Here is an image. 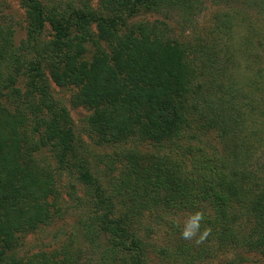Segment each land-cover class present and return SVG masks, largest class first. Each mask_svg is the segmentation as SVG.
I'll list each match as a JSON object with an SVG mask.
<instances>
[{"label":"trees","instance_id":"obj_1","mask_svg":"<svg viewBox=\"0 0 264 264\" xmlns=\"http://www.w3.org/2000/svg\"><path fill=\"white\" fill-rule=\"evenodd\" d=\"M20 1L28 23L20 45L0 16V264H94L70 244L19 252L22 235L65 215L49 201L58 196L53 178L33 159L44 149L61 175L78 173L76 238L98 264H264V33L245 47L256 71L237 82L212 46L181 42L163 21H135L163 10L192 15L203 0ZM218 1L252 2L264 15V0ZM218 18L219 33H230L234 13ZM51 83L75 89L72 106L88 109L100 144L125 149L117 177L100 180L80 157ZM211 131L218 147L203 142ZM197 211L201 232L210 229L199 245L181 236Z\"/></svg>","mask_w":264,"mask_h":264},{"label":"rangeland","instance_id":"obj_2","mask_svg":"<svg viewBox=\"0 0 264 264\" xmlns=\"http://www.w3.org/2000/svg\"><path fill=\"white\" fill-rule=\"evenodd\" d=\"M42 1L50 7L55 4L66 7L67 4L72 2L77 3L79 0ZM229 10L234 13L230 33H219V29H217L220 23L218 16L220 14L226 15ZM0 13L1 20L14 31L15 45H20L21 41L26 38L28 26L21 1L2 0ZM262 14H260L259 9L254 7L252 2L225 6L218 0H203V6L192 15L181 14L177 10H163L161 14L142 13L135 21H163L168 24L172 30V34L181 42L192 43L197 39V41L206 44V46H212V53L220 52L218 63L216 64L218 68L220 70L228 68L227 75L234 77L237 82H243V78L247 80L250 73H254L257 68L252 63L254 62L253 54L246 52L245 47L249 45L248 40L251 36L257 34L259 31L264 33V15ZM93 29L96 30L95 27ZM215 45L216 48L213 47ZM224 55L230 58L233 57L231 63L227 62L228 57ZM51 87L55 100L64 104L70 111L80 157H85L94 163L92 168L95 176L100 180L106 181L109 178L117 177L122 166L118 154L123 156L121 151L125 149L119 150L116 146L100 144L97 141V136L88 131L85 121L90 112L88 109L72 106L74 88L59 87L54 83H51ZM215 135L216 132L211 131L205 137H202L203 142L208 143V148L218 147ZM139 149L143 153H150L154 150L150 145H141ZM51 155L50 152L44 149L35 154L33 159L41 170H45L53 178L58 196L55 197L53 195L49 198V201L55 203L62 212H65V215L62 218H57L50 225L41 226L30 234L22 235L20 240L22 245L19 248V252L21 255L29 256L42 251L51 254L58 252L64 245L70 244L73 245V249L71 248L73 252L82 249L87 259L91 258V262L94 261V264H98L96 262L97 254H92L91 250L89 251L86 248L88 247V243H85L86 247H83L84 245L76 238L78 230L80 229L82 232V226L80 225L82 210L76 207V202L78 198L83 196L84 186L78 180L76 170L72 173L69 172L61 175V172L57 171L58 163ZM67 208L71 209L67 210ZM52 212H55L54 207H52ZM73 236L76 242L71 244L70 238ZM160 240L159 235H153L151 242H158ZM216 261L218 264L223 262L221 259ZM81 263L88 264V261L83 259Z\"/></svg>","mask_w":264,"mask_h":264},{"label":"clouds","instance_id":"obj_3","mask_svg":"<svg viewBox=\"0 0 264 264\" xmlns=\"http://www.w3.org/2000/svg\"><path fill=\"white\" fill-rule=\"evenodd\" d=\"M204 219V213L201 211L188 215L181 233L182 238L188 241L194 240L197 245L202 244L210 234L209 228H205L203 232H201V224Z\"/></svg>","mask_w":264,"mask_h":264}]
</instances>
